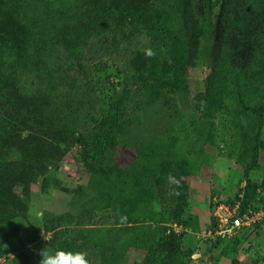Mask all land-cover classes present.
<instances>
[{
	"label": "trees",
	"instance_id": "trees-1",
	"mask_svg": "<svg viewBox=\"0 0 264 264\" xmlns=\"http://www.w3.org/2000/svg\"><path fill=\"white\" fill-rule=\"evenodd\" d=\"M196 4L197 0H81L80 12L73 11L75 21L61 33L69 53L55 87L75 88L86 51L95 49L98 41L106 43L111 36L117 42L127 27L142 26L148 43L125 62L128 85L118 94L119 101H129L135 90L144 91L148 105L160 101L166 91L187 93L190 51L213 37L206 6L200 15ZM148 50L154 55H147ZM236 54L229 42L223 45L207 78L205 105L194 122L209 127L207 133L197 135L204 146L215 141L212 124L222 109L231 107L236 116L250 117V124L241 131L239 159L245 186L238 196L237 214H244L255 209L252 202L264 189L251 177L264 166L260 161L264 148V33L252 62L245 65ZM17 64L15 60L12 65H0V239L8 237L21 220H29L32 185L41 181L42 189L47 190L50 166L61 161L69 145L77 142L82 163L90 171L89 185L97 192L98 207L111 210L112 224L76 232L47 220L44 229L51 234L49 247L78 251L79 241H91L102 264H128L132 248L145 251L137 264H190L193 252L184 248L183 234L174 228V224L193 225L192 217H186L190 206L187 177L198 171L200 163L189 149H183L186 138L174 133L155 135L149 141L134 138L129 117L111 119L98 112L92 77L85 79L80 97L66 102L60 101L53 87L25 92ZM131 143L137 157L123 167L114 158L116 147ZM169 175L179 184H170ZM57 186L67 190L60 182ZM225 236L219 235L217 244ZM11 250L6 248L4 253ZM262 262L264 258L253 264Z\"/></svg>",
	"mask_w": 264,
	"mask_h": 264
},
{
	"label": "rangeland",
	"instance_id": "rangeland-1",
	"mask_svg": "<svg viewBox=\"0 0 264 264\" xmlns=\"http://www.w3.org/2000/svg\"><path fill=\"white\" fill-rule=\"evenodd\" d=\"M205 6L213 37L209 43L203 41L190 51L189 91H166L162 99L152 105L147 104L144 91L140 90L132 91L126 103H121L118 97L128 85L125 62L144 50L148 43L142 26L127 27L117 42L111 36L106 43L98 41L95 49L86 51L75 88L55 87L58 71L69 53L61 33L75 21L73 11L80 12L81 0H0V65L18 61L16 69L25 92L53 87L61 102L80 97L85 79L92 77L97 88L98 112L111 119L129 117L130 134L134 138L149 141L155 135L172 133L186 138L183 149H189L200 163L198 171L187 177L190 206L186 217H192L193 225L175 226L183 234L184 248L193 252L189 263L232 264L237 260L239 264H253L264 258V189L252 202V206L263 213L251 224L217 233L222 223L216 214L226 217L223 206L238 211V196L245 186L244 167L239 161L241 131L251 119L243 114L236 116L230 111L231 107L222 109L212 124L215 141L204 146L197 135L207 133L209 127L198 126L194 121L200 118L205 105L207 78L220 58L223 45L229 42L243 64L252 62L264 33V0H197L196 10L200 15ZM68 11L71 14L66 13ZM127 138L132 139L130 135ZM136 157L132 143L116 147L114 158L121 166H129ZM81 158V146L71 143L66 156L51 165L46 174L51 184L49 188L43 190L41 181L32 185L28 197L29 220H21L8 237L0 239V264H38L37 251L44 247L52 250L44 239L51 235L44 229L47 220L72 227L76 232L112 224L111 210L98 207L97 192L89 185L90 171ZM260 161L264 165V148L260 151ZM251 177L263 187L264 166L254 170ZM58 182L67 190L59 188ZM17 191L22 194L20 188ZM221 234L226 236L217 244ZM6 248L12 249L11 252L4 253ZM78 250L88 253L91 264H102L93 242L79 241ZM144 255L143 249L132 248L128 264H137Z\"/></svg>",
	"mask_w": 264,
	"mask_h": 264
},
{
	"label": "clouds",
	"instance_id": "clouds-1",
	"mask_svg": "<svg viewBox=\"0 0 264 264\" xmlns=\"http://www.w3.org/2000/svg\"><path fill=\"white\" fill-rule=\"evenodd\" d=\"M146 54L151 56L154 52L148 50ZM168 180L170 184H179V181L172 175H169ZM44 239L47 240L45 236ZM37 255L40 257L38 264H90L88 253L85 251L65 250L59 247L50 251L44 247L37 251Z\"/></svg>",
	"mask_w": 264,
	"mask_h": 264
},
{
	"label": "built area",
	"instance_id": "built-area-1",
	"mask_svg": "<svg viewBox=\"0 0 264 264\" xmlns=\"http://www.w3.org/2000/svg\"><path fill=\"white\" fill-rule=\"evenodd\" d=\"M223 210L226 213V217L216 212L218 220L222 223L220 224L222 228L217 230V233H221L223 231L227 232V230H233V229L238 230L254 222L255 219L258 218L263 213L262 210H256L254 208H249L244 214H237V212L234 209H230V207L228 206H223ZM232 212H234L235 214L232 215ZM175 226L177 225L174 224V228Z\"/></svg>",
	"mask_w": 264,
	"mask_h": 264
},
{
	"label": "water",
	"instance_id": "water-1",
	"mask_svg": "<svg viewBox=\"0 0 264 264\" xmlns=\"http://www.w3.org/2000/svg\"><path fill=\"white\" fill-rule=\"evenodd\" d=\"M260 264H264V262L260 263Z\"/></svg>",
	"mask_w": 264,
	"mask_h": 264
}]
</instances>
